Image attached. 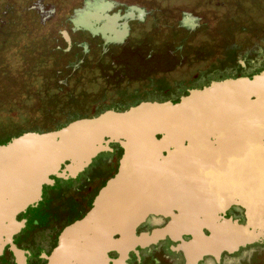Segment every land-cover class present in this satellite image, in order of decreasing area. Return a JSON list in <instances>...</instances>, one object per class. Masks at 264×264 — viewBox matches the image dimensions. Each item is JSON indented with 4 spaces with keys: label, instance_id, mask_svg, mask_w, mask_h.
Masks as SVG:
<instances>
[{
    "label": "water",
    "instance_id": "water-1",
    "mask_svg": "<svg viewBox=\"0 0 264 264\" xmlns=\"http://www.w3.org/2000/svg\"><path fill=\"white\" fill-rule=\"evenodd\" d=\"M109 7L85 6L95 20ZM97 32L106 40L107 29ZM109 145L122 150L117 172L84 217L62 230L48 264H108L107 252L120 251L113 235L129 244L134 227L149 215L170 217L181 232L189 223L183 233L192 241L184 251L192 258L233 254L264 240L263 70L212 82L176 103L107 111L0 144V254L4 239L22 226L16 216L40 199L51 176L75 178L98 154L110 152ZM232 207L243 211L244 224L224 217ZM170 233L159 230L143 242Z\"/></svg>",
    "mask_w": 264,
    "mask_h": 264
},
{
    "label": "flooded vegetation",
    "instance_id": "flooded-vegetation-1",
    "mask_svg": "<svg viewBox=\"0 0 264 264\" xmlns=\"http://www.w3.org/2000/svg\"><path fill=\"white\" fill-rule=\"evenodd\" d=\"M94 3L108 4L110 10L99 13L95 20L91 17L92 14L95 15L93 10L85 8L87 4L92 7ZM221 3L219 0H0V49L10 45L19 51L22 48H30L35 40L43 42L47 46L42 48L41 54L46 57V61L50 65L57 64L68 70L72 86L78 88L76 92L86 96L85 93H92V85H100L99 78L87 77L85 74L78 81L77 78L74 81L76 67L87 70L89 68L88 71H92L90 62L95 63L96 58L106 56L110 64L112 55L107 52L109 47L116 50L141 47L148 41L150 33L164 36L161 41L163 44L169 42L167 36L176 37L175 30L183 33L196 32L204 27L206 18L216 16ZM77 10H85V13L75 18L74 12ZM126 15V21L121 19ZM100 29L108 30L105 33L106 40L97 32ZM90 40L97 41L100 44L99 49L92 48ZM179 43L186 44V41ZM181 46L174 47L173 53L183 52ZM180 58L185 63L175 66L173 71L176 76L167 77L174 86V82L179 81L177 77L186 76L184 84L175 91L165 89L160 95L151 97L139 95L137 88L124 90V86L120 85V92L97 93V97L92 96L93 111L87 116L71 119L48 132L77 120L97 117L107 111L121 113L142 103H176L190 91L201 90L212 82L251 78L264 70V62L256 65L254 61L246 64L236 60V67L242 69L238 74L222 73L220 70L214 74L208 70L211 67L194 73L192 67L196 66L195 60L193 63H187V56H178V59ZM58 73L56 70L55 74ZM64 87L66 92L71 88L68 83H64ZM75 102L68 107L80 108ZM109 147L110 152L98 154L75 178L50 177L52 183L43 185L40 199L16 216V221L22 226L8 240L4 239L0 264H48V258L57 246L62 230L84 217L91 209L98 191L117 172L122 150L118 145ZM224 217L236 220L239 224L245 223L243 211L237 207L227 210ZM173 222L170 217L149 215L134 227L130 236L132 241L126 245L122 243L123 235H113L114 241L121 242L120 251L107 252V263L116 264L118 261L120 264H264V240L233 254L222 253L216 257L201 255L193 258L188 254V257L184 249L188 248L192 237L183 232L189 223L185 224L181 232L175 227L172 228ZM167 228H170V234L152 243L143 242L153 232ZM203 233L209 235L206 230H203ZM13 249L19 251L18 257L14 255Z\"/></svg>",
    "mask_w": 264,
    "mask_h": 264
},
{
    "label": "rangeland",
    "instance_id": "rangeland-1",
    "mask_svg": "<svg viewBox=\"0 0 264 264\" xmlns=\"http://www.w3.org/2000/svg\"><path fill=\"white\" fill-rule=\"evenodd\" d=\"M219 2L222 3L216 16L206 18L204 27L196 32L175 30L173 32L176 37L167 36L169 42L163 44L161 41L164 36L150 33L148 41L141 47L120 50L109 47L107 52L112 55L110 64L106 56L96 58L95 63L90 62L92 71L76 67L77 77L73 76L74 81L85 74L87 77L99 78L100 85H92V93L87 92L86 96L76 92L78 88L72 86L68 70L57 64H51L49 69L43 68L38 72L27 68L30 60H42V48L47 46L43 42L35 40L30 48L22 52L10 45L1 48L0 139L9 136L12 139L28 132L45 133L71 119L87 116L93 111L92 96L97 93L120 92V85L124 86V90L137 88L139 95L151 97L160 95L165 89L173 92L186 81V76L177 77L179 81L174 82L173 86L169 80L176 76L173 71L175 66L185 63L183 59H178L181 55L187 56V63L195 60L196 66L192 67L194 73L211 67L208 70L214 74L219 70L222 73L238 74L242 69L236 67V60L246 64L254 61L256 65H261L264 62V0ZM180 41H186V44H180ZM90 42L92 48L99 49L97 41ZM178 46L182 47L183 52L173 53L174 47ZM56 70L58 74H55ZM64 83L71 87L68 92ZM72 102L80 108H69Z\"/></svg>",
    "mask_w": 264,
    "mask_h": 264
},
{
    "label": "trees",
    "instance_id": "trees-1",
    "mask_svg": "<svg viewBox=\"0 0 264 264\" xmlns=\"http://www.w3.org/2000/svg\"><path fill=\"white\" fill-rule=\"evenodd\" d=\"M17 49V48H16ZM26 49H28V48H22V49H20V51L22 52V51H24V50H26ZM16 51H18V50H16ZM39 56V55H38ZM37 56V57H38ZM41 57H42V60H40V62H38V60H37V58L36 59H34V60H30L29 61V63L27 64L28 66H27V68H31V69H33L35 72H38L39 70H41V69H43V68H45V69H49L50 68V64L46 61V57L45 56H43V55H41ZM43 64V65H42ZM20 136V135H19ZM3 138V139H2ZM1 139H0V144H4V143H6L7 141H9L10 139H11V137L9 136V137H2Z\"/></svg>",
    "mask_w": 264,
    "mask_h": 264
}]
</instances>
